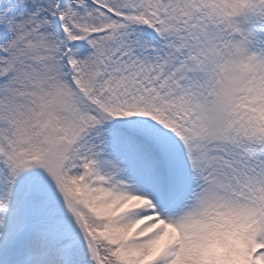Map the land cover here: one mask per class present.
Masks as SVG:
<instances>
[{"label": "snow or ice", "instance_id": "snow-or-ice-1", "mask_svg": "<svg viewBox=\"0 0 264 264\" xmlns=\"http://www.w3.org/2000/svg\"><path fill=\"white\" fill-rule=\"evenodd\" d=\"M0 264H264V0H0Z\"/></svg>", "mask_w": 264, "mask_h": 264}]
</instances>
